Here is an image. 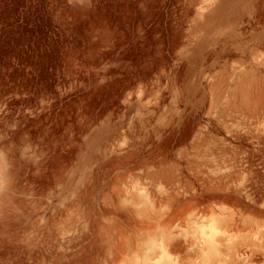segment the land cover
Here are the masks:
<instances>
[{"label": "rangeland", "instance_id": "374dc122", "mask_svg": "<svg viewBox=\"0 0 264 264\" xmlns=\"http://www.w3.org/2000/svg\"><path fill=\"white\" fill-rule=\"evenodd\" d=\"M153 237L264 264V0H0V264H142Z\"/></svg>", "mask_w": 264, "mask_h": 264}, {"label": "bare ground", "instance_id": "6f19581e", "mask_svg": "<svg viewBox=\"0 0 264 264\" xmlns=\"http://www.w3.org/2000/svg\"><path fill=\"white\" fill-rule=\"evenodd\" d=\"M246 178V175L243 176V180ZM148 195L144 190H136L135 194L130 195L126 202L134 207L135 210H138L142 207L150 206V202L148 200ZM220 210H224L220 207ZM229 215L228 217H230ZM219 218H227L221 216H199L189 214L186 217V228H181L182 233L187 234L191 233L193 237H195L198 241V244L201 245L206 243L213 248H219L221 238L227 239L232 238V235L227 231L225 225L219 222L217 219ZM245 236L241 235L238 238L239 240H245ZM244 242V241H243ZM203 248V247H202ZM140 249H144L146 251V255L140 257V262L142 264H172L169 259L168 252L166 251V247L163 244V238H149L146 242L140 245ZM205 249V248H204ZM211 249V248H210ZM209 252V251H208ZM219 252V251H218ZM235 257V256H234ZM217 256L210 250L209 254L204 257L202 264H216Z\"/></svg>", "mask_w": 264, "mask_h": 264}, {"label": "crops", "instance_id": "0c3cea01", "mask_svg": "<svg viewBox=\"0 0 264 264\" xmlns=\"http://www.w3.org/2000/svg\"><path fill=\"white\" fill-rule=\"evenodd\" d=\"M149 198V197H148ZM149 200V199H148ZM149 202H150V200H149ZM150 206H151V202H150V204H149Z\"/></svg>", "mask_w": 264, "mask_h": 264}]
</instances>
